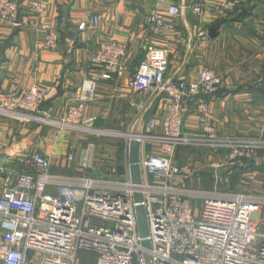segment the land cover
Here are the masks:
<instances>
[{"label":"built area","instance_id":"built-area-1","mask_svg":"<svg viewBox=\"0 0 264 264\" xmlns=\"http://www.w3.org/2000/svg\"><path fill=\"white\" fill-rule=\"evenodd\" d=\"M154 2L156 10L166 6L170 16L182 11L166 0ZM46 7L30 1L27 11L40 13ZM236 7L234 0L218 2L215 14L221 16ZM188 9L202 16L203 1L188 0ZM19 10L15 0H0V26H29V16H19ZM93 22L98 24V19ZM147 27L155 35L170 28L157 12L148 18ZM42 31L39 47H57L55 30L43 25ZM260 34L264 43V30ZM127 49L111 36L102 40L91 59L93 76L82 82L77 100L67 105L61 119L40 115L50 90L36 84L27 90L13 86L0 94V116L45 124L52 129V137L59 130L87 136L106 133L94 127L95 118L84 116L85 105L94 99L100 82L124 75ZM168 63L166 51L149 47L129 80L133 90L160 94L168 106L160 133L148 121L145 133L123 134L127 137L121 179L53 174L49 158L39 152L21 157L20 172L0 167V175L5 174L0 190V264H82L80 251L93 254L94 264H264V197L188 188L184 180L194 171L175 158L179 147L212 149L226 152L225 160L210 165L214 174L229 163L244 168V161L254 157L255 151L264 150V138L221 136L211 124L196 132L185 131L183 122L189 113L208 116V99L219 90L222 79L210 67H204L195 80L172 79L167 77ZM132 139L141 144L138 186L131 183L129 172ZM79 149L78 159L70 152L67 160H75L77 171L85 172L93 145ZM135 193L143 197L148 224L144 239L138 234ZM142 241H148L149 248Z\"/></svg>","mask_w":264,"mask_h":264},{"label":"crops","instance_id":"crops-1","mask_svg":"<svg viewBox=\"0 0 264 264\" xmlns=\"http://www.w3.org/2000/svg\"><path fill=\"white\" fill-rule=\"evenodd\" d=\"M15 1L20 4L19 16L26 14L30 23L16 29L0 26V94L13 86L20 90L34 84L48 88L40 115L61 119L67 105L77 100L82 82L93 76L91 59L99 44L111 36L127 45L126 70L119 79L100 82L94 99L86 103L84 116L95 118L96 129L145 133L147 122L152 121L155 133L161 132L166 98L136 92L129 86L147 48L154 47L167 52L169 78L195 80L204 67L217 70L221 76L219 90L208 99V116L189 113L183 122L185 131L196 132L211 124L221 136L264 138V43L260 37L264 30V0H234L236 9L221 16L215 14L216 5L226 0H202V16L190 12L188 0H166L168 5L182 7L177 16L168 15L166 6L156 10L154 0ZM30 1L47 7L40 13L27 11ZM154 12L170 26L159 35L150 33L147 27ZM43 25L55 30L57 47H39ZM84 143V138L72 131L59 130L52 137V129L45 124L24 117L0 116V167L14 169L22 156L39 152L49 158L53 174L79 176L76 161H68L67 155L74 152L78 159L79 146ZM124 148L123 144L119 158L123 172ZM106 150L112 159L114 150ZM195 160L196 165L198 158ZM193 171L184 180L187 187L230 191L218 185L219 172L205 177ZM4 177L0 175V190ZM227 177L223 178L225 183Z\"/></svg>","mask_w":264,"mask_h":264},{"label":"rangeland","instance_id":"rangeland-1","mask_svg":"<svg viewBox=\"0 0 264 264\" xmlns=\"http://www.w3.org/2000/svg\"><path fill=\"white\" fill-rule=\"evenodd\" d=\"M131 132H133V130ZM120 133L122 132L109 131L103 133L102 135L95 136L79 134L81 138H84L85 145H93L90 167L85 172H80L79 176L97 179H121L123 177V166L119 158L121 148L125 143V137L127 136L123 137ZM129 133L127 132V134ZM108 148L114 150L112 159L109 152L106 150ZM175 154V158L179 163H189V161L193 162L191 165L195 168L191 166V169H195V171L198 170L197 172H199V176L205 177L210 176L211 172L214 174V171L210 168V165L213 162H221L226 159L225 151H217L214 153L212 149H202L197 147H179L176 149ZM195 158H198V164L196 165ZM243 166H246V169H242L236 164L229 163L228 165L217 169V173L219 172L218 175L216 174L218 178V185H223L231 191H238L252 196L264 197V150L255 151L254 157L249 160H245ZM14 170L17 172L22 171L20 163L14 167ZM225 175H228L226 183L225 180H223ZM249 176H253L254 179L250 180ZM205 177L199 178L200 180H204ZM223 181L224 184L222 183ZM195 205L199 207L200 202H196ZM78 256L81 259L82 264H94L93 254L80 251Z\"/></svg>","mask_w":264,"mask_h":264},{"label":"water","instance_id":"water-1","mask_svg":"<svg viewBox=\"0 0 264 264\" xmlns=\"http://www.w3.org/2000/svg\"><path fill=\"white\" fill-rule=\"evenodd\" d=\"M133 135H139V133H133ZM140 151H141V144L139 140L132 139L129 144L128 164H129L131 183L134 185L141 184V172L138 166ZM142 201H143L142 195L139 193H135L134 202L138 204L136 207L138 234L140 238L144 239L148 236V224H147L145 209L141 205ZM142 246L149 248V242L142 241Z\"/></svg>","mask_w":264,"mask_h":264},{"label":"bare ground","instance_id":"bare-ground-1","mask_svg":"<svg viewBox=\"0 0 264 264\" xmlns=\"http://www.w3.org/2000/svg\"><path fill=\"white\" fill-rule=\"evenodd\" d=\"M99 135H101L100 133H99ZM121 136H123V134H121ZM136 138V137H135ZM184 184V183H183ZM138 186V185H137ZM184 186H186V185H184ZM187 187V186H186ZM189 188V187H188ZM140 194V193H139ZM143 198V197H142ZM143 202V201H142ZM142 204V203H141ZM138 205V204H137Z\"/></svg>","mask_w":264,"mask_h":264},{"label":"trees","instance_id":"trees-1","mask_svg":"<svg viewBox=\"0 0 264 264\" xmlns=\"http://www.w3.org/2000/svg\"><path fill=\"white\" fill-rule=\"evenodd\" d=\"M246 166H244V168H245ZM241 168V167H240ZM243 169V168H242ZM246 169V168H245Z\"/></svg>","mask_w":264,"mask_h":264}]
</instances>
